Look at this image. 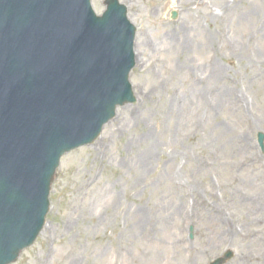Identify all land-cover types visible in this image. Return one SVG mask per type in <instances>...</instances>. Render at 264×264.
<instances>
[{"label": "rangeland", "instance_id": "rangeland-1", "mask_svg": "<svg viewBox=\"0 0 264 264\" xmlns=\"http://www.w3.org/2000/svg\"><path fill=\"white\" fill-rule=\"evenodd\" d=\"M119 1L137 27L135 102L62 157L45 225L12 264H208L226 249L225 264H264V0ZM182 28L185 58L168 35Z\"/></svg>", "mask_w": 264, "mask_h": 264}, {"label": "water", "instance_id": "water-1", "mask_svg": "<svg viewBox=\"0 0 264 264\" xmlns=\"http://www.w3.org/2000/svg\"><path fill=\"white\" fill-rule=\"evenodd\" d=\"M106 3L97 17L89 0H0V264L41 229L60 156L133 101L135 27Z\"/></svg>", "mask_w": 264, "mask_h": 264}, {"label": "bare ground", "instance_id": "bare-ground-1", "mask_svg": "<svg viewBox=\"0 0 264 264\" xmlns=\"http://www.w3.org/2000/svg\"><path fill=\"white\" fill-rule=\"evenodd\" d=\"M181 0L178 1V3H180ZM185 4H188L187 5V10L191 11L192 10V5L194 4H197L198 3V0H183ZM189 2V3H188ZM227 8V7H225ZM207 18H209L208 16H205L204 17V20L207 21ZM129 19L131 21H133L131 19V17H129ZM263 26V25H262ZM183 33H185L184 29L182 28L179 32H176V33H172V32H169L168 35L171 34V37L173 36L175 39L173 40L174 41V44H175V47L176 45L178 46L179 50H180V56H183L184 58L187 57V51H188V48L189 46L193 43L192 39L191 38H188V36H186V38H184L183 36ZM182 34V35H181ZM138 44L134 45V52H135V57L137 58V55L140 54L139 52V49H138ZM258 59L260 60V64L257 66L258 69L264 71V56H260L258 57ZM205 68V69H204ZM206 65H199V66H193V65H189L188 66V72L190 73V75L192 76H195L197 74V72H200V73H203L204 70H206ZM213 72L215 71V66H212V67H209ZM202 82V80H201ZM194 96L196 94V101L199 102L200 101V107L199 110L201 112L204 111L205 107H206V102H205V96H206V91H205V87L202 86V84L199 85V88L195 89L194 92H193ZM191 105V106H194L195 104V101L194 102H189L188 105ZM183 106H187L186 105V102H180L176 105V108L174 107L172 109V112L171 113H176L178 111L179 113V110L183 107ZM185 110V109H184ZM150 157V155H149ZM141 217L139 218L138 221H135V224L134 226L139 228L140 227V224H145V221H146V218L145 216L143 215V213H141ZM146 227V226H145ZM78 261L75 259L73 261L70 262V264H78L77 263Z\"/></svg>", "mask_w": 264, "mask_h": 264}]
</instances>
